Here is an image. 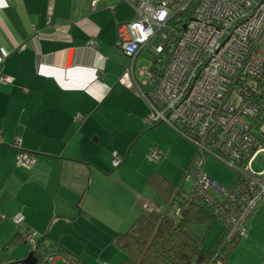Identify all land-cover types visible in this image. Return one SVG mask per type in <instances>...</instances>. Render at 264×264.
Returning <instances> with one entry per match:
<instances>
[{
  "label": "crops",
  "instance_id": "crops-1",
  "mask_svg": "<svg viewBox=\"0 0 264 264\" xmlns=\"http://www.w3.org/2000/svg\"><path fill=\"white\" fill-rule=\"evenodd\" d=\"M91 3L0 0V49L7 51L0 74L13 78L0 82V212L6 215L0 218V264L25 257L11 216H23L41 248L93 264L90 253L116 248L113 236L144 212L145 202L163 203V194L148 184L152 173L181 185L156 162L168 147L181 150L188 140L162 120L147 121L148 101L137 86L118 81L131 59L115 46L117 27L137 18L134 7L126 0ZM145 49L156 57L151 45L140 50L136 78ZM17 138L36 156L28 170L15 165ZM154 148L162 158L152 161ZM113 151L123 159L118 167L111 164ZM246 252L232 264H264Z\"/></svg>",
  "mask_w": 264,
  "mask_h": 264
},
{
  "label": "built area",
  "instance_id": "built-area-1",
  "mask_svg": "<svg viewBox=\"0 0 264 264\" xmlns=\"http://www.w3.org/2000/svg\"><path fill=\"white\" fill-rule=\"evenodd\" d=\"M96 1L91 4L95 6ZM126 1L133 5L137 18L117 27L115 46L131 59L130 68L118 81L127 88L137 86L148 101L152 114L147 121H164L197 147L198 156L183 181L189 182V189L177 188L176 213L199 200L226 227L228 237L245 236L254 208L264 202V0ZM190 4L189 16L176 17ZM147 44L156 57L139 71L145 77L140 83L133 61ZM6 55L1 48L0 60ZM12 81L11 76L0 74V82ZM20 144V138L13 143L18 149L15 165L30 169L36 156ZM206 154L235 171L230 189L203 171L199 160ZM161 156L157 148L148 154L154 160ZM122 160L112 152L113 167ZM254 160L262 165L261 170H253ZM143 208L146 212L165 209L152 201ZM0 218L6 215L0 212ZM9 218L37 258L35 264H59L58 259L77 264L58 252L40 255L38 241L24 225L23 216Z\"/></svg>",
  "mask_w": 264,
  "mask_h": 264
},
{
  "label": "trees",
  "instance_id": "trees-1",
  "mask_svg": "<svg viewBox=\"0 0 264 264\" xmlns=\"http://www.w3.org/2000/svg\"><path fill=\"white\" fill-rule=\"evenodd\" d=\"M191 8L192 4L185 13H179L176 17H181L183 14L189 16ZM173 22L171 23L173 24ZM167 48L168 46H166L165 55H167ZM165 57H162L163 62H165ZM262 87V91H264V74ZM235 177L234 171L233 180H236ZM148 184L163 194L162 204L152 202L165 209L157 212L144 210L126 230L117 232L113 236L114 245L125 255L122 264H228L229 256L236 248L237 242L242 237L245 238L247 232L245 236L228 237L227 229L221 223L216 238L208 246H205L206 234L201 237L190 230V227L206 225L207 231L215 220L211 208L205 203L195 200L184 207L181 213H176L174 201L178 193L177 188H174L166 178L157 172L152 173ZM169 210H173L177 217L169 215ZM38 247L37 252L40 255L50 252L41 248L40 245ZM74 262L86 264L79 258H75Z\"/></svg>",
  "mask_w": 264,
  "mask_h": 264
},
{
  "label": "rangeland",
  "instance_id": "rangeland-1",
  "mask_svg": "<svg viewBox=\"0 0 264 264\" xmlns=\"http://www.w3.org/2000/svg\"><path fill=\"white\" fill-rule=\"evenodd\" d=\"M151 60L152 54L147 49H145L136 62V68H138L137 71H139L140 68H144L149 65ZM137 78L141 81L144 77L137 75ZM182 146L183 147L181 150L178 148L176 149L174 146L168 147L166 150V157L161 161L156 162L157 164H160V169L162 170L161 172L169 171L171 176L175 178V182H179V180H181V185H183L186 170L197 154V147L191 141L188 140L187 143L183 144ZM152 161H154V159H152ZM199 162L203 171L219 186L225 189H230L232 187L234 181V171L229 165L210 154H206L203 158H200ZM252 168L254 171H259L262 169V165L254 160L252 163ZM184 183L187 185V189H183L188 190L189 182L185 180ZM168 214L174 216L175 218L177 217L173 210H169ZM255 214V223L251 227V231L247 232L248 225L246 227L248 237H242L239 242H237L236 249H234L231 256H229L230 258L228 264L244 260V257L248 255L246 250H249L251 254L257 255V260L260 259L261 261H264V202H260L256 205L252 216L254 217ZM220 227L221 223L218 220H213L210 228L207 229V231L206 225L192 226L190 227V230L199 236L201 235V237H204L206 234L204 245L208 246L216 238ZM23 246L26 248V250L23 251V255H26V253L29 251V246L27 244H23ZM90 254V259L92 261H96L97 264H121V262H123L125 259L123 252L117 248H110L109 251H103L100 254ZM110 256L117 257V260L114 259L113 261L115 263L111 262ZM248 260L255 262L253 258H248ZM96 263L93 262V264Z\"/></svg>",
  "mask_w": 264,
  "mask_h": 264
},
{
  "label": "water",
  "instance_id": "water-1",
  "mask_svg": "<svg viewBox=\"0 0 264 264\" xmlns=\"http://www.w3.org/2000/svg\"><path fill=\"white\" fill-rule=\"evenodd\" d=\"M36 260H37V258L35 257L33 252L28 251L26 253L25 257H23L22 259L15 260L14 262L8 263V264H35Z\"/></svg>",
  "mask_w": 264,
  "mask_h": 264
},
{
  "label": "bare ground",
  "instance_id": "bare-ground-1",
  "mask_svg": "<svg viewBox=\"0 0 264 264\" xmlns=\"http://www.w3.org/2000/svg\"><path fill=\"white\" fill-rule=\"evenodd\" d=\"M136 15V14H135ZM124 23V22H123ZM194 159V158H193ZM193 161V160H192Z\"/></svg>",
  "mask_w": 264,
  "mask_h": 264
}]
</instances>
